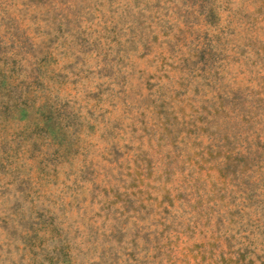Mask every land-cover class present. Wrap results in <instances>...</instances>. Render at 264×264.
I'll list each match as a JSON object with an SVG mask.
<instances>
[{"label": "rangeland", "instance_id": "374dc122", "mask_svg": "<svg viewBox=\"0 0 264 264\" xmlns=\"http://www.w3.org/2000/svg\"><path fill=\"white\" fill-rule=\"evenodd\" d=\"M0 264H264V0H0Z\"/></svg>", "mask_w": 264, "mask_h": 264}]
</instances>
